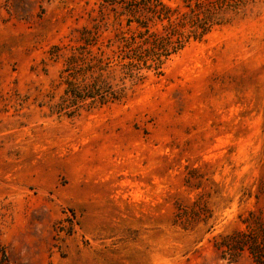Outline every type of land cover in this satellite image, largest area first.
I'll return each instance as SVG.
<instances>
[{"label":"rangeland","instance_id":"obj_1","mask_svg":"<svg viewBox=\"0 0 264 264\" xmlns=\"http://www.w3.org/2000/svg\"><path fill=\"white\" fill-rule=\"evenodd\" d=\"M131 1L0 0V264H264V0Z\"/></svg>","mask_w":264,"mask_h":264},{"label":"trees","instance_id":"obj_2","mask_svg":"<svg viewBox=\"0 0 264 264\" xmlns=\"http://www.w3.org/2000/svg\"><path fill=\"white\" fill-rule=\"evenodd\" d=\"M143 1V0H142ZM141 1L132 0L127 4L128 9L141 7ZM165 9L169 10L162 2H159ZM169 16H164L163 19ZM142 23V22H141ZM142 25V24H141ZM154 36L153 46L151 48H145V45L151 43V37ZM169 37L156 38V35H150L149 33L133 32L129 37L124 34L118 36V47L121 54L118 55L120 58L119 65L132 72L136 69H143L147 66L149 59H152L154 63H160L163 56L169 55L170 45H173L174 51L179 50L183 47L181 40L177 41V44L169 41Z\"/></svg>","mask_w":264,"mask_h":264}]
</instances>
